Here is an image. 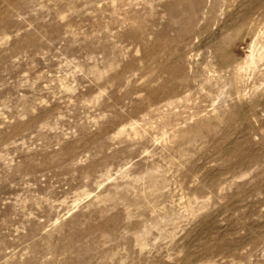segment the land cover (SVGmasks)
<instances>
[{"label":"rangeland","instance_id":"374dc122","mask_svg":"<svg viewBox=\"0 0 264 264\" xmlns=\"http://www.w3.org/2000/svg\"><path fill=\"white\" fill-rule=\"evenodd\" d=\"M0 264H264V0H0Z\"/></svg>","mask_w":264,"mask_h":264}]
</instances>
